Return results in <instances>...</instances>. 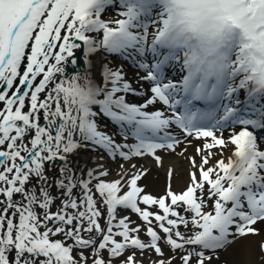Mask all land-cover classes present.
Here are the masks:
<instances>
[{
	"label": "snow or ice",
	"instance_id": "obj_1",
	"mask_svg": "<svg viewBox=\"0 0 264 264\" xmlns=\"http://www.w3.org/2000/svg\"><path fill=\"white\" fill-rule=\"evenodd\" d=\"M114 3L0 0V264H216L264 232V0H119L122 18L103 19ZM81 42L90 65L131 61L135 81L108 62L99 83L68 75ZM82 149L103 162L75 169ZM165 156L188 162L189 183L174 192L170 167L155 197L134 161Z\"/></svg>",
	"mask_w": 264,
	"mask_h": 264
},
{
	"label": "bare ground",
	"instance_id": "obj_2",
	"mask_svg": "<svg viewBox=\"0 0 264 264\" xmlns=\"http://www.w3.org/2000/svg\"><path fill=\"white\" fill-rule=\"evenodd\" d=\"M117 3H119V0H115V4ZM84 50L85 49L82 44L81 49L78 50L76 53V59L78 60V63L75 65V67H72L73 65L71 63H69L66 66L68 75H71L74 72L85 73L86 71L91 69L94 79L99 83L101 81L100 66L104 62H108L109 65L113 67L123 64L124 69L127 73L126 79H128L129 81H135L136 70H133L127 61L117 62L114 58L105 55L103 53H100L93 55L91 57V65H90L86 60ZM142 74L143 72L141 71V75ZM133 86L137 87V85L135 84ZM148 86H149L148 84H144L145 89H147ZM129 99L132 98L129 97ZM101 121H105V119L101 117L98 120V123H100ZM225 135H227V133H225ZM86 151L87 150L82 149L79 151L80 152L79 155L75 154L72 157L73 167L75 169L79 170V164L84 165L86 169L95 167V166L91 167L90 165L92 159L84 155ZM194 154L195 153L193 146L188 149V155H194ZM230 154H231L230 152L225 153V156H228ZM216 159H219L218 155L214 157L210 163H215ZM134 163H137L138 168H145L149 170L147 176L143 178L140 182H138L140 186H145L146 190H153V191L166 190L169 183L167 177V171L168 168L173 166L175 167V171L171 179L172 190L178 191L181 189H185L187 187V184L189 183L188 172L190 168L186 160L178 159L175 156H165L164 166L165 169L167 168L165 171H161L158 168H156L152 162L139 160L138 162H134ZM197 163H199V157H197ZM52 174L53 176H55L58 173L55 170H52ZM261 240H264V232H261V234L258 236H249L245 239L238 240L236 243L229 246L226 250L221 251L219 253V257L223 255L222 257H225L227 261L226 264H262V256H264V254L260 252L258 247L259 242ZM216 264H221V263H218L217 261Z\"/></svg>",
	"mask_w": 264,
	"mask_h": 264
},
{
	"label": "rangeland",
	"instance_id": "obj_3",
	"mask_svg": "<svg viewBox=\"0 0 264 264\" xmlns=\"http://www.w3.org/2000/svg\"><path fill=\"white\" fill-rule=\"evenodd\" d=\"M99 126H100V130L105 131V132H108V133H109V130L112 131V132H115V131H116L115 128H114V125H113L111 122H105V121H104V122H100ZM181 147H185V145H182ZM177 151H179V149H178ZM76 154L79 155L80 152H77ZM84 155H86V156H88L89 158L92 159V162H91V164H90L91 167L96 166V164H97L99 161H101V160H100V156L102 155L101 153L87 150V151L84 153ZM105 159H107L106 156H105ZM142 160H144V159H142ZM146 161H147V162H152L153 165H154L156 168H158L159 170H161V171H165V170L167 169V168L165 169L164 164H163V166H158V165L155 163V161H154L153 159H148V160H146ZM102 162H103V161H102ZM121 163H122V161H119V160H117V161H115V162L110 161V160L108 161V163L106 164V167L110 169V175H109V177H108L107 179L112 180V179H117V178H119L118 173H120V171H121V170H120V164H121ZM90 165H89V166H90ZM124 167L127 169L129 166H128V164H125ZM80 169H86V167H85L84 165L79 164V170H80ZM142 187L144 188V190H145L146 193L151 194V195H153V196H155V197H159V196L162 195V194L164 195L165 192H166V190H162V191L146 190L145 186H142ZM183 190H184V189H181V190H178V191H174V192L179 193V192H182ZM150 210H152V211H161V212H162V210H159L158 208H152V209H150ZM135 219L137 220V222L135 223L134 226L142 224V223L140 222V220H139L137 217H135ZM101 223L103 224V221H101ZM140 236L144 239L145 242H147L148 239H149V238L144 234L143 229H142V231H141V233H140ZM222 256H223V255H222ZM222 256L219 257L218 263L226 264L227 261H226L225 257H222ZM147 257H148V258H151V257H152V253L149 252V253L147 254ZM138 258H139V257H138ZM148 258H145V259H144V264H148Z\"/></svg>",
	"mask_w": 264,
	"mask_h": 264
}]
</instances>
